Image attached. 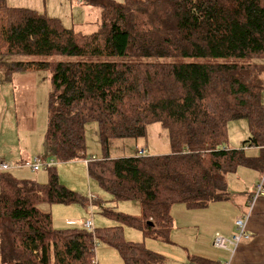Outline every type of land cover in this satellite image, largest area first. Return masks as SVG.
Returning <instances> with one entry per match:
<instances>
[{
	"label": "trees",
	"instance_id": "16d2710c",
	"mask_svg": "<svg viewBox=\"0 0 264 264\" xmlns=\"http://www.w3.org/2000/svg\"><path fill=\"white\" fill-rule=\"evenodd\" d=\"M81 2L102 10L92 34L0 0V57L16 58L0 62V71L4 82L50 72L47 153L57 163L87 161L86 126L97 123L104 158L87 162L88 176L115 202H140L141 212L112 210L68 189L56 164L46 184L4 172L0 264H92L97 238L124 264H164L144 244L126 241L124 228L170 242L174 205L224 202L239 168L264 171V0ZM240 120L251 136L232 148L228 127ZM154 123L168 131L171 153L109 157L113 140H139ZM249 148L262 150L252 157ZM42 204L98 206L117 225L58 230Z\"/></svg>",
	"mask_w": 264,
	"mask_h": 264
},
{
	"label": "rangeland",
	"instance_id": "374dc122",
	"mask_svg": "<svg viewBox=\"0 0 264 264\" xmlns=\"http://www.w3.org/2000/svg\"><path fill=\"white\" fill-rule=\"evenodd\" d=\"M7 1L9 5L14 7L21 6L46 14L50 18L59 19L65 28L75 29L85 34H92L97 30L98 21L102 16L100 8H92L86 2L81 4L79 0ZM115 1L122 2L123 0ZM13 60L16 58L0 57V62L4 63ZM167 61L174 62L173 60ZM199 62L205 61L200 60ZM2 76L3 72L0 71V160L11 165L12 168L8 173L13 178L39 180V182L46 184L49 180V169L42 167L40 171L34 172L27 166V163L31 162L34 165L36 159H41L51 166L53 165L52 161H55L47 153L45 146L43 147L49 119L48 102L51 90V74L48 71L18 74L14 76L11 82H4ZM246 129L250 133L249 124L245 120L231 122L229 125V145L242 146L237 141L242 135L241 132L244 133ZM249 138L247 136L243 140ZM141 147L142 149L143 147L148 148L149 156H162L171 153L168 131L160 123H154L147 127L146 135L139 140L115 139L110 145L109 157L116 159L137 156ZM86 149L87 161L80 160L67 163L55 161L60 183L83 197L90 199L93 196L101 200L106 208L112 210L114 208L129 215H139L141 212L140 202H115L109 194L100 188L97 182L88 176L87 162L104 158L97 123H89L86 126ZM41 150L43 152L39 154L38 152ZM2 174L0 173V175ZM230 193L228 204L214 203V205H224L222 210L216 208L214 212L210 207L201 210H189L183 204L174 205L172 209L174 228L170 242L144 238L141 231L130 227L124 228V239L129 242L144 244L147 249L163 256L165 258L164 264H191L190 258L200 255V252L210 256L212 254L210 246L216 249L214 240L217 232L212 236L215 228L213 215L218 216L214 221L218 229L226 230V221L232 219V214L237 213L245 199L238 189L232 188ZM233 207H236L237 210ZM39 208L45 213L52 214L54 228L58 230L74 228L72 222L77 224L75 227L82 228L81 223L92 218L94 232L98 229L117 225L113 219L103 215L98 206H94L92 211L91 208L81 204H42ZM237 219H235V223ZM217 234L229 238L223 233ZM96 258L98 264H124L119 252L104 245L98 238Z\"/></svg>",
	"mask_w": 264,
	"mask_h": 264
},
{
	"label": "crops",
	"instance_id": "0c3cea01",
	"mask_svg": "<svg viewBox=\"0 0 264 264\" xmlns=\"http://www.w3.org/2000/svg\"><path fill=\"white\" fill-rule=\"evenodd\" d=\"M79 1L81 2L82 0ZM17 7H21V6H17ZM262 102L264 103L263 93H262ZM241 134L243 136L241 135L239 137L240 139L237 141V143L243 144V142L246 141L243 139H246L247 136L250 137L251 133H248L246 129V131L244 133L241 132ZM230 147L240 148L241 146L230 145ZM143 148H146L148 150L147 147H143ZM141 149L142 147L139 150ZM261 150H262L261 148L246 149L248 155L252 157L259 156ZM42 152L43 151L41 150L38 153L41 154ZM4 163H8V162L5 161ZM0 173H4V172L0 171ZM34 181L40 184H44L42 182H39V180H34ZM228 182H229V193L232 188L238 189L241 191L245 199L244 202L241 204L242 207L239 210H237L236 207H233L235 208V210H237V213L236 214L233 213L232 219L230 221H226V230L218 229L217 225H215L214 223L215 219H217L218 216L213 215V224L215 228L213 229L212 236L217 232V233H223L229 238L232 237V235L235 233V219L237 218L239 219L240 217H245L247 214H251L249 220L247 221V231L250 234V239L247 241L246 240L243 241L242 244L237 248L235 253H232L231 251L228 250H220L217 248L214 249L210 246V249L212 251V254L210 256L202 254V252H200L201 254L195 257H202L208 259L210 261H213L215 264H264V194L263 196H260L257 199V201L251 206L252 198L256 193L257 187L260 184L264 183V171L261 172V171L251 170L242 167L238 169L236 174L230 175L228 177ZM229 195L231 196V193ZM229 199L222 203L228 204ZM223 206L224 205H214V203H212L208 207L212 208V212H214L216 208H218L217 210H222ZM235 215L237 218L235 217ZM192 258H190V263L195 264L192 262Z\"/></svg>",
	"mask_w": 264,
	"mask_h": 264
},
{
	"label": "built area",
	"instance_id": "2783aa9c",
	"mask_svg": "<svg viewBox=\"0 0 264 264\" xmlns=\"http://www.w3.org/2000/svg\"><path fill=\"white\" fill-rule=\"evenodd\" d=\"M138 157H148V150L146 148H143L141 150H139L138 152ZM42 163V166H41ZM53 165L56 164L55 161H52ZM51 165V166H53ZM27 166L32 169L34 172H38L42 169V167L44 168H49L51 167L50 165L47 164L46 161H43L41 159H36L35 160V164L32 165V163H27ZM11 165H9V163H4V161H0V171L2 172H8L9 170H11ZM264 194V186L263 184H261L260 186H258V188L256 189V193L252 198V202H251V206L257 201V199L260 196H263ZM91 199H97L95 197H90ZM91 211L93 210V207H90ZM251 214H247L245 217H241L239 219H237L236 223H235V227H236V233L235 235L229 239L226 238L220 234H216L215 240H214V246L217 249L220 250H228L231 251L232 253H235V251L237 250V248L242 244L243 241H247L250 239V234L247 231V221L249 220ZM74 225H77L75 222H72ZM81 226L83 229L88 230V231H93L94 230V221L93 218L92 219H88L85 220L81 223ZM96 250H97V244H96ZM92 264H98L97 258H96V251H95V257L92 261Z\"/></svg>",
	"mask_w": 264,
	"mask_h": 264
}]
</instances>
